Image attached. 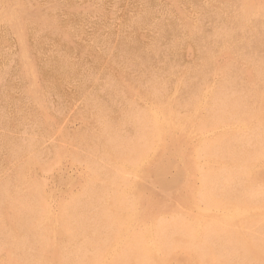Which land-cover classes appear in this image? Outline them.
I'll return each instance as SVG.
<instances>
[{"label":"rangeland","instance_id":"374dc122","mask_svg":"<svg viewBox=\"0 0 264 264\" xmlns=\"http://www.w3.org/2000/svg\"><path fill=\"white\" fill-rule=\"evenodd\" d=\"M0 60V264H264V0H0Z\"/></svg>","mask_w":264,"mask_h":264},{"label":"bare ground","instance_id":"6f19581e","mask_svg":"<svg viewBox=\"0 0 264 264\" xmlns=\"http://www.w3.org/2000/svg\"><path fill=\"white\" fill-rule=\"evenodd\" d=\"M139 8H140V7H139ZM137 9H138V8H137ZM140 9H141V8H140ZM138 12H139V11H138ZM1 13H2V12H1ZM5 14H7V13H5ZM8 16H9V15H8ZM9 18H10V17H9ZM137 25H138V24H137ZM20 35H21V34H20ZM4 41H5V40H4ZM19 41H20V40H19ZM21 41H22V40H21ZM17 42H18V40H17ZM172 42H173V41H172ZM7 45H8V44H7ZM8 47H9V45H8ZM171 48H172V47H171ZM5 49H6V48H5ZM170 51H171V50H170ZM26 53H27V52H26ZM25 56H28V55L25 54L24 57H25ZM0 61H1V60H0ZM7 61H8V60H7ZM253 76H254V74H253ZM254 78H255V77H254ZM256 78H257V76H256ZM257 80H258V79H256V81H257ZM254 81H255V80H254ZM261 84H262V83H261ZM262 86H263V85H262ZM25 87H26V86H25ZM27 88H28V87H27ZM256 91H258V89H257ZM259 91H261V90H259ZM37 93H38V92H37ZM32 94L34 95V94H36V93H32ZM257 94H258V92H257ZM263 94H264V93H263ZM263 94L261 93V94H259V95H263ZM259 95H258V96H259ZM31 96H32V95H31ZM36 96H37V95H36ZM37 97H38V96H37ZM263 97H264V96H263ZM39 98H40V97H39ZM33 99L35 100L36 97L34 98V96H33ZM37 99H38V98H37ZM39 100L41 101L42 99H39ZM39 100H38V102H37V104H36V105H38V106H40V105H39V104H40ZM30 101H31V100H30ZM36 101H37V100H36ZM31 102L33 103V101H31ZM38 103H39V104H38ZM153 104H154V103H153ZM42 106H43V105H42ZM44 106H45V104H44ZM152 106L154 107V105H152ZM155 106H156V105H155ZM43 108H44V107H43ZM154 108H155V107H154ZM156 109H157V108H156ZM158 111H159V110H158ZM160 112H161V111H160ZM157 113H158V112H157ZM158 114H160V113H158ZM158 116L160 117V115H158ZM162 116L164 117V116H166V115H162ZM171 116H172V115H171ZM173 116H174V115H173ZM166 117H167V116H166ZM164 118H165V117H164ZM160 119H161V118H160ZM165 119H166V118H165ZM172 119H173V117H172ZM256 119H258V117H256ZM256 119H255V120H256ZM259 120H260V119H259ZM167 121H168V123H170L169 120H167ZM171 121H172V120H171ZM173 121H175V120L173 119ZM150 122L153 123V125H154V122H152V121H150ZM256 122H257V121H256ZM258 123H259V122H257V124H258ZM174 125H175V124H174ZM162 126H163V125H162ZM169 126H171V125H169ZM172 126H173V124H172ZM159 129H160V128H159ZM164 130H167V129H164ZM245 146H246V145H245ZM242 147H244V146H242ZM248 147H249V146H248ZM249 148H250V147H249ZM239 149H240V148H239ZM210 150H211V149H210ZM210 152H211V151H210ZM243 152H246V151H243ZM262 155H263V154H262ZM263 158H264V156H263ZM217 159H218V158H217ZM252 161H253V160H252ZM234 162H235V161H234ZM253 162H255V161H253ZM219 164H220V163H219ZM235 164H236V162H235ZM254 164H255V163H254ZM253 166H254V165H253ZM242 167H243V166H242ZM246 167H247V166H246ZM251 167H252V166H251ZM254 167H255V166H254ZM233 169H234V168H233ZM235 169L238 170L237 168H235ZM239 169H242V170H243V168H240V167H239ZM251 169H252V168H251ZM254 169H255V168H253V170H254ZM242 170H239V171H242ZM244 170H245V168H244ZM249 170H250V169H249ZM249 170H248V171H249ZM242 172H243V171H242ZM212 173H213V172H212ZM212 173H211V174H212ZM216 173H217V172H216ZM216 173H215V174H216ZM229 173H233V174H234V172H230V171H229ZM229 173H228V175H229ZM246 173H247V172H246ZM215 174H214V175H215ZM222 175L224 176V174H221V176H222ZM238 175H239V174H238ZM238 175H237V176H238ZM240 175H242V174H240ZM250 175H251V174H250ZM216 176L218 177V175H216ZM225 176H226V175H225ZM244 176H245V175H244ZM248 176H249V175H248ZM232 177H233V176H232ZM232 177H231V178H232ZM219 178H220V177H219ZM226 178H227V177H226ZM235 178H236V177H235ZM240 178H242V177H240ZM243 178H244V177H243ZM246 178H247V175H246ZM246 178H244V179L246 180ZM248 178H249V177H248ZM214 179H215V176H214ZM220 179H223V178H220ZM208 180H209V179H208ZM226 180H229V178L226 179ZM251 180H252V179H251ZM263 180H264V179H263ZM263 180H262V181H263ZM214 181H216V180H213V182H214ZM231 181H232V180H231ZM237 181H240V180H237ZM242 181H243V180H242ZM242 181H240V182H242ZM226 182H228V181H226ZM229 182H230V181H229ZM229 182H228V183H229ZM232 182H233V181H232ZM232 182H231V183H232ZM234 182H236V180H235ZM255 182H256V181H255ZM255 182H254V183H255ZM207 183H208V182H207ZM207 183H206V184H207ZM217 183H218V181H217ZM217 183H216V184H217ZM228 183H226V184H228ZM231 183H230V184H231ZM243 183H244V182H243ZM249 183H252V182L249 181ZM216 184H215V185H216ZM218 184H219V183H218ZM222 184H224V183H222ZM230 184H229V185H230ZM234 184H235V183H234ZM234 184H233V185H234ZM244 184H245V183H244ZM256 184H257V182H256ZM256 184H255V185H256ZM207 185H208V184H207ZM213 185H214V184H213ZM229 185H227V186H229ZM235 185H237V183H236ZM242 185H243V184H242ZM246 185H247V184H246ZM246 185H243V186L246 187ZM251 185H253V184H251ZM255 185H254V186H255ZM219 186H220V185H219ZM224 186H225V185H224ZM224 186H223V187H224ZM227 186H225V188H226ZM230 186H231V185H230ZM230 186H229V187H230ZM238 186H239V185H238ZM243 186H240V187H242V188H240V189H243ZM206 187H207V186H206ZM209 187L212 188L211 186H209ZM217 187H218V186H217ZM233 187H234V186H233ZM251 187H252V186H251ZM257 187H258V186H257ZM259 187H260V186H259ZM263 187H264V186H263ZM255 188H256V186H255ZM205 189H206V188H205ZM207 189H209V188H207ZM219 189H221V188H219ZM223 189H224V188H223ZM240 189H239V190H240ZM250 189H251V188H250ZM253 189H254V187H253ZM259 189H260V188H259ZM262 189H263V188H262ZM202 190H203V189H202ZM215 190H216V187H215ZM215 190H213V191L211 190V191L214 193ZM226 190H227V188H226ZM232 190H233V189H232ZM205 191H208V190H205ZM211 191H208V192H211ZM218 191H219V190H218ZM221 191H222V190H221ZM240 191H243V190H240ZM250 191H251V190H250ZM252 191H253V190H252ZM259 191H260V190H259ZM261 191H262V190H261ZM261 191H260V193H261ZM232 192H233V191H232ZM232 192H231V193H232ZM234 192H235V191H234ZM234 192H233V193H234ZM244 192H245V191H244ZM216 193H217V192H216ZM223 193L225 194L224 191H223ZM228 193H229V192H228ZM242 193H243V192H242ZM242 193H240V194L238 193V194H239V195H242ZM253 193H255V192H253ZM220 194H221V193H219V195H220ZM226 194H227V193H226ZM226 194H225V195H226ZM229 194H230V193H229ZM234 194H236V193H234ZM238 194H236V196H237ZM245 194H247V193H245ZM257 194H258V193H257ZM210 195L212 196V194H210ZM217 195H218V194H217ZM219 195H218V197H219ZM230 195H231V194H230ZM250 195H252V194L250 193ZM255 195H256V194H255ZM258 195H259V194H258ZM205 196H206V195H205ZM211 196H210V197H211ZM214 196H215V195H214ZM214 196H212V197H214ZM226 196H227V195H226ZM247 196H248V195H247ZM262 196H263V194H262ZM201 197H203V196L201 195ZM223 197H224V196H223ZM227 197H228V196H227ZM234 197H235V195H234ZM243 197H244V196H243ZM243 197H240V196H239V198H242V199H243ZM254 197H255V196H254ZM256 197H257V196H256ZM258 197H259V196H258ZM260 197H261V195H260ZM204 198H206V197H204ZM216 198H217V197H216ZM216 198H215V199H216ZM219 198H220V197H219ZM221 198H222V197H221ZM221 198H220V199H221ZM225 198H226V197H225ZM231 198H232V200H233V201H232V202H233L232 204H234V199H233V197H231ZM244 198L246 199V197H244ZM247 198L250 199L249 196H248ZM207 199H208V198H207ZM211 199H212V198H211ZM226 199H227V198H226ZM226 199H223V200L225 201ZM228 199H229V198H228ZM235 199H236V198H235ZM251 199H253L252 196H251ZM251 199H250V200H251ZM257 199H258V198H257ZM261 199H263V198H261ZM209 200H210V199H209ZM216 200H217V199H216ZM253 200H254V199H253ZM259 200H260V199H259ZM214 201H215V200H214ZM217 201H218V200H217ZM224 201H223V202H224ZM251 201H252V200H251ZM255 201H256V200H255ZM261 201H262V200H261ZM226 202H228V201H226ZM229 202L231 203V200H230ZM245 202H246V201H245ZM247 202H248V201H247ZM259 202H260V201H259ZM243 203H244V202H243ZM243 203H240V204H243ZM254 203H255V202H254ZM254 203H253V204H254ZM260 203L263 204L262 202H260ZM245 204H246V203H245ZM245 204H243V206H244ZM256 204H258V202H257ZM218 205H220V204H218ZM224 205H225V204H224ZM227 205H228V204H227ZM229 205H230V204H229ZM238 205H239V204H238ZM238 205L236 204V206H238ZM240 206H242V205H239V207H240ZM249 206H250V204H249ZM255 206H256V205H255ZM260 206H261V205H260ZM263 206H264V205H263ZM263 206H261V207H263ZM225 207H226V206H225ZM230 207H231V206H230ZM250 207H251V206H250ZM219 208H220V207H219ZM257 208H258V207H257ZM256 210H257V209H256ZM260 210H261V209H260ZM221 211H222V210H221ZM223 211H224V210H223ZM229 211H230V209H229ZM253 211H254V210H253ZM253 211H252V212H253ZM213 213L215 214V212H213ZM217 213H218V212H217ZM253 213H254V212H253ZM223 214H224V213H223ZM245 214H247V213H244V215H245ZM251 214H252V213H251ZM254 214H256V213H254ZM262 214H263V213H262ZM215 215H216V214H215ZM215 215H214V216H215ZM220 215H221V214H220ZM224 215H225V214H224ZM244 215H243V216H244ZM247 215H249V214H247ZM247 215H246V216H247ZM257 215H258V213H257ZM260 215H261V214H260ZM263 215H264V214H263ZM212 216H213V215H212ZM254 216H256V215H254ZM221 217H224V216L222 215ZM234 217H235V216H234ZM240 217H242V216H240ZM250 217H251V215H250ZM212 218H215V217H212ZM217 218H218V217H217ZM217 218H216L215 220H217ZM227 218L229 219V217H227ZM237 218H239V217L237 216ZM253 218H254V217H253ZM234 219L236 220V217H235ZM239 219H240V218H239ZM239 219H238V221H239ZM244 219H245V217H243V220H244ZM257 219H258V218H257ZM257 219H256V220H257ZM261 219H263V221H264V218H261ZM218 220H219V219H218ZM231 220H233V219H231ZM243 220H242V221H243ZM247 220H248V219H247ZM213 221H214V220H213ZM224 221H226V220H224ZM242 221L239 222V225H242ZM245 221H246V220H245ZM258 221H259V220H258ZM215 222H216V221H215ZM217 222H218V221H217ZM226 222L229 223V220L226 221ZM232 222H233V221H232ZM218 223H219V222H218ZM259 223H260V222H259ZM220 224H221V222L219 223V225H220ZM234 224H236L235 226H237V222L234 223ZM162 225H163V224H162ZM164 225H165V224H164ZM164 225H163V226H164ZM213 225H215V223H214ZM213 225H211V227H212ZM222 225H223V222H222V224H221L220 226H222ZM229 225H230V224H229ZM231 225H233V224L231 223ZM226 226H227V225H226ZM235 226H234V228H235ZM245 226H246V225H245ZM254 226H256V225L254 224ZM257 226H258V224H257ZM259 226H260V224H259ZM158 227H159V226H158ZM216 227H217V226H216ZM228 227H229V226H228ZM231 227H233V226H231ZM242 227H244V225H242ZM252 227H253V226H252ZM260 227H261V226H260ZM262 227H264V226H262ZM155 228H157V227H155ZM168 228H169V227H168ZM222 228H223V226L221 227V229H222ZM224 228H225V227H224ZM236 228H237V227H236ZM254 228H255V227H254ZM152 229H153V228H152ZM162 229H163V228H162ZM217 229H218V227H217ZM229 229H230V228H229ZM251 229H252V228H251ZM215 230H216V229H215ZM237 230H239V228H237ZM260 230H261V229H260ZM260 230H259V229L257 230L258 233L260 232ZM150 231H151V230H150ZM217 231L219 232V230H217ZM234 231L236 232V229H235ZM242 231L244 232V229H242ZM261 231H262V230H261ZM151 232H152V231H151ZM151 232H150V233H151ZM212 232H214V231H212ZM212 232H211V233H212ZM218 232H217V233H218ZM248 232H249V231H248ZM250 232H251V233H252V232H255V229H254V231H250ZM199 233H201V232H199ZM215 233H216V232H215ZM236 233H237V232H236ZM239 233H240V230H239ZM209 234H210V232L208 233V235H209ZM220 234H222L221 231H220ZM242 234H243V233H242ZM255 234H256V233H255ZM255 234H254V235H255ZM262 234H263V232H262ZM150 235H151V234H150ZM152 235H153V234H152ZM158 235H159V234H158ZM211 235H213V234H211ZM223 235H224V234H222L221 236H223ZM238 235H239V234L237 233V236H238ZM246 235H249V234L246 233L245 236H246ZM250 235H251V234H250ZM254 235H253V236H254ZM257 235H258V234H257ZM257 235H255V236H257ZM260 235H261V233H260ZM174 236H175V235H174ZM176 236H177V235H176ZM200 236H201V235H200ZM209 236H210V235H209ZM221 236H220V238H221ZM253 236H252V237H253ZM258 236H259V235H258ZM258 236H257V237H258ZM170 237H171V236H170ZM207 237H208V236H207ZM223 237H224V236H223ZM235 237H236V236H235ZM246 237H247V236H246ZM252 237H251V238H252ZM257 237H256V238H257ZM152 238H153V237H152ZM154 238H155V237H154ZM159 238H160V237H159ZM174 238H175V237H174ZM176 238H178V237H176ZM238 238H239V237H238ZM254 238H255V237H254ZM256 238H255V241L257 242L258 240H256ZM260 238L262 239V238H264V237H260ZM169 239H170V238H169ZM179 239H180V238H178V240H179ZM221 239H224V238H221ZM236 239H237V238H236ZM236 239H235V240H236ZM239 239H240V238H239ZM244 239H245V238H244ZM242 240H243V239H242ZM246 240H248V237L246 238ZM171 241H172V240H171ZM176 241H177V239H176ZM243 241H244V240H243ZM243 241H242V242H243ZM248 241H249V240H248ZM248 241H247V242H248ZM255 241H254V242H255ZM154 242H155V241H154ZM238 242H239V241H238ZM261 242L264 243L263 240H262V241L260 240L259 243H261ZM155 243H156V242H155ZM249 243H252V242L249 241ZM249 243H248V244H249ZM257 243H258V242H257ZM231 244H232V243H231ZM234 244H235V243H234ZM234 244H233V245H234ZM240 244H243V243H240ZM245 244H246V242H245ZM235 245H239V243H236ZM250 245H251V248H252V244H250ZM151 246H152V245H151ZM151 246H150V247H151ZM239 246L242 247V245H239ZM239 246H238V247H239ZM253 246H254V245H253ZM255 246H256V244H255ZM235 247H236V246H235ZM246 248H247V245H246ZM249 248H250V247H249ZM249 248H248V249H249ZM254 248H255V247H253V249H254ZM258 248H259V247H258ZM234 249H235V248H234ZM237 249H239V248H237ZM149 250H150V249H149ZM240 250L243 251V249H240ZM255 250H256V249H255ZM263 250H264V249H263ZM235 251H236V250H235ZM244 251H245V250H244ZM244 251H243V252H244ZM249 251H250V249H249ZM29 252H30V251H29ZM33 252H34V251H33ZM136 252H137V251H136ZM239 252H240V251H239ZM138 253H139V252H138ZM233 253H234V252H233ZM236 253H237V252H235V255H236ZM251 253H252V252H251ZM262 253H263V252H262ZM17 254H18V253H17ZM19 254H20V253H19ZM23 254H25V253H23ZM36 254H37V253H36ZM140 254H141V252H140ZM237 254L239 255L240 253H237ZM245 254H246V253H245ZM26 255H27V254H26ZM133 255H135V254H133ZM137 255H138V254H137ZM142 255H143V253H142ZM235 255H233V256H235ZM240 255H243V254H240ZM249 255H250V254H249ZM252 255H254V254H251L250 256H252ZM11 256H12V255H11ZM130 256H131V255H130ZM138 256H139V255H138ZM153 256H154V255H153ZM243 256H244V255H243ZM243 256H242V257H243ZM246 256H247V255H246ZM261 256H262V255H261ZM263 256H264V255H263ZM263 256H262V257H263ZM15 257L18 258V259L21 258V257H18V256H15ZM22 257H23V255H22ZM28 257H29V256H28ZM154 257H155V256H154ZM244 257H245V256H244ZM255 257H256V258L259 257V254H258V256H255ZM262 257H261V258H258V259H261V260H262ZM16 258H15V259H16ZM24 258H25V256L23 257V259H24ZM29 258H33V257H29ZM132 258H133V257H132ZM132 258H131V259H132ZM233 258H234V257H233ZM235 258H236V257H235ZM235 258H234V259H235ZM237 258H239V256H238ZM263 258H264V257H263ZM33 259H34V258H33ZM247 259L249 260L250 258L247 257ZM258 259H257V260H258ZM30 260H31V259H30ZM125 260H126V258H125ZM132 260H133V259H132ZM235 260H236V259H235ZM240 260H243V259H240ZM240 260H239V261H240ZM244 260H246V259L244 258ZM244 260H243V261H244ZM248 260H247V264H249V262H250V260H249V262H248ZM257 260H256L255 262H258ZM261 260H260V261H261ZM17 261H18V260H17ZM19 261H20V260H19ZM155 261H156V260H155ZM155 261H154V262H155ZM236 261H237V260H236ZM239 261H238V262H239ZM262 261H263V260H262ZM26 262H28V261L26 260ZM126 262H127V261H126ZM129 262H130V261H129ZM132 262H134V260H133ZM157 262H158V260H157ZM238 262H237L236 264H239V263H240V262H239V263H238ZM251 262L253 263L254 261H251ZM28 263H29V262H28ZM261 263H262V262H261ZM34 264H35V263H34ZM39 264H40V263H39ZM125 264H126V263H125ZM243 264H244V263H243ZM245 264H246V263H245ZM256 264H257V263H256Z\"/></svg>","mask_w":264,"mask_h":264}]
</instances>
